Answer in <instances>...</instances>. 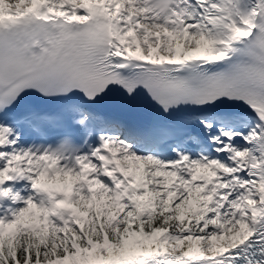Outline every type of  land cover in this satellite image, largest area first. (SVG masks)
Returning <instances> with one entry per match:
<instances>
[{"label": "snow or ice", "instance_id": "6c2138e0", "mask_svg": "<svg viewBox=\"0 0 264 264\" xmlns=\"http://www.w3.org/2000/svg\"><path fill=\"white\" fill-rule=\"evenodd\" d=\"M0 264H264V0H0Z\"/></svg>", "mask_w": 264, "mask_h": 264}]
</instances>
